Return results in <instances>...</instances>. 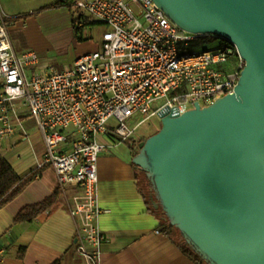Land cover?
Segmentation results:
<instances>
[{"label": "built area", "instance_id": "built-area-1", "mask_svg": "<svg viewBox=\"0 0 264 264\" xmlns=\"http://www.w3.org/2000/svg\"><path fill=\"white\" fill-rule=\"evenodd\" d=\"M60 1L76 27L106 26L100 45L67 69H38L39 53L15 49L0 7V145L34 120L44 144L40 166L55 171L75 222L76 251L84 264H103L99 155L138 142L137 128L162 112L183 114L232 94L245 61L235 44L184 30L154 0ZM214 39L220 42L204 47ZM134 115L143 118L131 124Z\"/></svg>", "mask_w": 264, "mask_h": 264}, {"label": "water", "instance_id": "water-1", "mask_svg": "<svg viewBox=\"0 0 264 264\" xmlns=\"http://www.w3.org/2000/svg\"><path fill=\"white\" fill-rule=\"evenodd\" d=\"M186 31L236 45L234 92L160 115L134 164L170 223L208 264H264V0H154Z\"/></svg>", "mask_w": 264, "mask_h": 264}, {"label": "crops", "instance_id": "crops-1", "mask_svg": "<svg viewBox=\"0 0 264 264\" xmlns=\"http://www.w3.org/2000/svg\"><path fill=\"white\" fill-rule=\"evenodd\" d=\"M52 1L39 4L38 0H0L18 52L37 44V37L46 28H60L68 21L74 25L73 12L68 7L36 12ZM25 13L33 14L12 19ZM131 140L97 159V198L103 211L98 225L107 238L101 245L103 264H197L177 245L186 240L176 228L168 229L172 231L170 236L160 227L171 223L146 190V172L133 162L132 157L138 152L134 144L139 146L142 140ZM43 154L42 135L33 119H27L23 131L0 145V157L11 164L19 177L35 174L18 195L0 207V264H84L76 251L75 222L60 193L54 210L41 213L31 222L14 223L22 207L42 201L57 189L54 169L40 166ZM21 250L22 257H18ZM203 263L208 264L205 260Z\"/></svg>", "mask_w": 264, "mask_h": 264}, {"label": "rangeland", "instance_id": "rangeland-1", "mask_svg": "<svg viewBox=\"0 0 264 264\" xmlns=\"http://www.w3.org/2000/svg\"><path fill=\"white\" fill-rule=\"evenodd\" d=\"M47 1L50 0H38L39 4ZM105 29L106 26L97 21L87 23L79 28H77L75 25L69 24V21L63 22L60 28H46L43 30V35L38 36L36 39L37 44L30 46L28 45L26 46V49L34 50L40 54L41 63H39L36 67L38 69H42L43 67L49 65L59 70L67 69L73 65L74 60L79 55L83 54V52L85 53L99 47L101 36ZM219 42V40L214 39L204 47L213 46ZM142 118V115H134L131 124H135ZM159 128H161L160 119L151 118L137 128L135 131V137L138 139L137 141L140 142L142 140L143 142V140H145L147 137L156 133ZM137 151H139V148ZM146 177L148 178L147 182L151 184V188L153 189L150 178L147 175ZM151 188L148 186L146 190L148 191ZM154 198L157 202V205L160 207L161 205L158 198L155 195ZM160 209L163 211L161 207ZM176 230L179 234H181L178 229Z\"/></svg>", "mask_w": 264, "mask_h": 264}, {"label": "trees", "instance_id": "trees-1", "mask_svg": "<svg viewBox=\"0 0 264 264\" xmlns=\"http://www.w3.org/2000/svg\"><path fill=\"white\" fill-rule=\"evenodd\" d=\"M59 7H68V6L63 4L60 0H54V2L52 1L46 5L41 6L36 12L43 11L46 9L59 8ZM33 13L19 14L17 16L12 17V19L13 20L24 19L32 15ZM9 20H11V18H9ZM73 23H74V19H73ZM34 176L35 174L32 172L24 178L19 177L16 174V172L13 170L11 164L5 158L0 157V207L8 203L16 195H18L22 191V189H24V187L33 179ZM149 187L151 188V184H149ZM148 191L151 194V198L153 197V200H155L154 195L156 196V194L154 190L151 188ZM58 197H59V190L56 189V191L51 196L44 198L42 201L33 204H28L22 207L14 217V223L31 222L35 218H37L41 213L45 211L54 210L59 204ZM146 202L148 203V200ZM160 227L167 235L170 236L172 234L171 233L172 231L168 229L170 227L176 228V226H173L172 224L170 226L162 224ZM177 245L195 263L205 264L203 263L204 259L195 250H193L190 244H188L186 241H183L182 243L177 242ZM21 249L23 250V248ZM22 250L19 251L18 257H22ZM52 264H58V261H55Z\"/></svg>", "mask_w": 264, "mask_h": 264}]
</instances>
